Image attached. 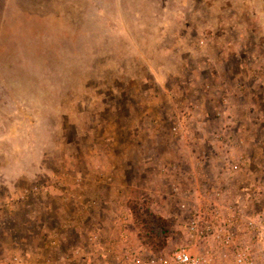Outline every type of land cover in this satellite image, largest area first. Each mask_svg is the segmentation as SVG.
Segmentation results:
<instances>
[{
	"label": "rangeland",
	"instance_id": "rangeland-1",
	"mask_svg": "<svg viewBox=\"0 0 264 264\" xmlns=\"http://www.w3.org/2000/svg\"><path fill=\"white\" fill-rule=\"evenodd\" d=\"M179 248L264 264V0H0V264Z\"/></svg>",
	"mask_w": 264,
	"mask_h": 264
},
{
	"label": "built area",
	"instance_id": "built-area-1",
	"mask_svg": "<svg viewBox=\"0 0 264 264\" xmlns=\"http://www.w3.org/2000/svg\"><path fill=\"white\" fill-rule=\"evenodd\" d=\"M236 170V166H233L231 170ZM201 224L202 228L198 229L197 225ZM188 232H190V236H197L202 239H207L210 235L214 237L217 241V244L221 246H229L231 244V236L227 230H219L218 234H214L211 226L204 221V217L202 215L196 214L188 224ZM209 254L208 252L204 255L193 257L184 249L175 250L169 257L168 260H155L153 257H149L145 259L143 264H210ZM16 261V259H15ZM237 262H241V260L236 257ZM136 264H139L137 261Z\"/></svg>",
	"mask_w": 264,
	"mask_h": 264
}]
</instances>
